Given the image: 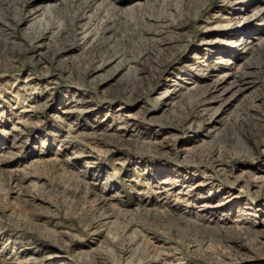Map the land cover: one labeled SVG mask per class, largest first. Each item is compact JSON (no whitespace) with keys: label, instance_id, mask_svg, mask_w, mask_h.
Listing matches in <instances>:
<instances>
[{"label":"rangeland","instance_id":"1","mask_svg":"<svg viewBox=\"0 0 264 264\" xmlns=\"http://www.w3.org/2000/svg\"><path fill=\"white\" fill-rule=\"evenodd\" d=\"M0 264H264V0H0Z\"/></svg>","mask_w":264,"mask_h":264}]
</instances>
